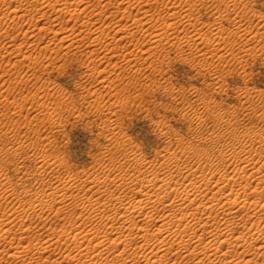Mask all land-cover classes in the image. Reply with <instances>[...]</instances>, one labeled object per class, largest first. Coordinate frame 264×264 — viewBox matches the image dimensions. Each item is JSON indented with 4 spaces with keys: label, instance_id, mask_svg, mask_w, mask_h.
Segmentation results:
<instances>
[{
    "label": "rangeland",
    "instance_id": "374dc122",
    "mask_svg": "<svg viewBox=\"0 0 264 264\" xmlns=\"http://www.w3.org/2000/svg\"><path fill=\"white\" fill-rule=\"evenodd\" d=\"M27 1L31 4H28ZM27 1L11 0L10 11H13L14 8H23V13H26L28 10L25 9H29L30 11L26 13L28 14L34 7H39L37 2ZM134 1H132L133 5L137 4V1ZM170 1H175L176 5L181 4L178 0ZM191 1L197 4L196 8L200 7L195 9L193 11L194 15L193 13L190 15L192 18H189L193 19L191 22L198 23L201 27L199 30L195 32L191 28L192 26H189L190 21H180V24L177 23V29L174 27V31H170L172 33L170 38L174 37L175 39L171 38L172 42H166V38L164 39L165 42L163 40V43L159 46H154L151 43L152 40L149 39L150 36H143L140 30L134 38L133 44L135 45L130 47V49H134V53L128 56H124L127 50L126 47L122 46L125 44L126 39L120 40L122 45H118L120 43L118 37L121 35L115 31L121 26L134 25L132 21L142 16L138 7L140 4L131 6L130 11H128L131 14L127 12L130 17L121 13L127 6L124 0H118L113 7L111 6L114 11L117 9L116 11L119 12H113L112 8H106L103 4L98 5V2L95 1L94 3L91 0L89 3H82L84 5L88 4L87 7L90 6L91 10L87 8L86 11L90 10L94 13L91 21L83 19V15L81 20L78 21L69 19V21L66 19L68 22L66 20L60 22L50 21L53 16L46 17L49 16L48 13L44 17L38 15L33 24H30L27 16L21 19L10 17L8 25L7 23L3 24L4 28L0 24V35L3 34V37L0 36V120H2L0 121V157L3 158V160L0 158L2 160H0V163L2 162L0 165V171L2 170L0 181L9 180L10 185L12 184L10 186V204L4 203L1 206L0 223L3 224L5 220L4 225L8 223L10 228L13 227L10 229V233L7 234V238L11 240V244L19 246V250L23 249L21 246H24V239L27 236V238L31 237L34 240L44 238L49 232L60 233L63 228L73 226L74 223L75 226L81 227L85 232L91 231V233H94L97 231L100 234L103 233L105 223L99 220L98 216L93 217L94 219L89 218V214L81 207V203L76 206L74 215L76 217L72 216L69 211L71 207L66 206L63 207L60 214L48 209L47 206L44 207L45 209L35 211L31 207L29 209L30 202L36 199L34 194L44 189L42 182L50 181V179L52 181L67 178L83 179L90 174L101 176L110 173L114 175L118 174L119 171L123 173L128 168L129 171H136L138 167L133 162L124 166L123 161L120 162L123 151L136 152L148 161H157V159L164 158L170 152H179L180 155L182 153V157L184 156L181 160L184 169L185 167L195 168L201 165L206 171L208 170L209 174L210 172L216 173L218 178L230 173L235 163L230 164L229 161H226V165H218L220 158L216 151L217 148L221 146L225 148V151L230 152L232 140L236 142L237 146H241L249 143L255 132L264 135V0ZM91 4L96 5L92 7ZM148 4L147 7L152 8L151 12L155 13L156 17L159 14L158 12L164 16L167 14L169 16V13L173 12L174 9L175 11L178 9L164 7L162 0H150ZM95 7H98L97 10H94ZM99 9L104 11L100 17L97 16L99 15ZM178 10L176 12H180V9ZM109 12H113L114 15ZM181 12L183 11L181 10ZM118 13L119 15H117ZM133 13L136 17L133 16ZM120 16L123 20L121 22ZM173 19L177 20V17ZM73 22L78 23V25ZM122 22L123 24H119ZM52 23L59 24L53 25ZM71 23L74 25L72 26ZM157 23L160 24L159 26L165 27L161 21H157ZM47 24L51 27L53 25V28L62 26L69 30L73 27L78 31L83 26L84 28L89 26L93 28L102 25V27L108 29V32L111 31L110 36L105 37V42L109 43L110 41L111 47L115 45L120 49L118 48L115 53L111 52L110 55H112L110 56L108 55L109 52L106 53V50L98 47L95 53L90 55L86 51L87 48H84L89 42L88 39H85L82 42L84 44L83 49L74 53L66 63H64L61 56L64 49H61L60 54L53 55H50L52 53L49 50L44 51L46 54L43 52L40 58L39 56L34 57V59L38 58L36 62L29 63L28 60L23 59V56L25 54L27 56L33 51L37 52V50L41 52V46L52 36V32L45 34L42 40L44 44H38L34 41V37H36V34L38 36L40 31L38 30L39 27L48 26ZM239 26L242 29L245 26L248 30H240L237 28ZM7 27L10 33L7 30L5 32ZM182 27L188 28L182 30ZM27 28L32 30L28 29L32 34L30 32H26L27 35L25 34ZM211 30L215 31L212 33ZM181 31H185V33ZM197 31L201 32L202 35L198 34ZM228 31L230 32L226 33ZM111 33L112 36L116 35L115 38L117 37L116 40L118 41L112 40ZM219 34L225 35L219 36ZM6 35H8V38ZM184 35L189 37L191 35L190 39L186 36L189 41ZM206 35L209 37L207 40H205ZM91 36L95 35L91 34ZM176 36L181 37V39ZM142 38H144L143 41ZM170 38L167 41H171ZM220 38L224 39L220 41ZM27 39L28 41H26ZM8 42H10V50L5 49V46L9 44ZM54 42L51 47L53 45V47L55 45L59 47L65 44L58 39ZM19 43L24 44L21 46L22 50L20 52L17 49ZM99 48L102 52H105L102 53ZM55 55L56 59L54 60ZM51 57L53 58L52 61L50 60ZM255 146L262 150V152L253 151L254 156H262V158L257 159L262 163L264 162V140L257 139ZM203 147L209 150L208 154L197 155L196 151L201 150ZM248 150L250 151V149ZM8 154L15 155L11 157ZM207 161H214L215 163L212 164L215 168L211 166L208 169L206 167ZM119 163L123 167H120ZM125 166L128 168H125ZM29 168L30 170H28ZM128 170L126 172H129ZM31 171L34 172L31 174ZM3 173H6L5 175L9 179ZM36 175L38 177H35ZM1 176L5 177L2 178ZM24 186L30 188V193H25ZM106 186L111 187L112 181ZM12 189L14 192L11 191ZM70 189L78 190L70 187L68 191L70 194L72 193ZM0 191L3 194L4 188H1ZM7 205L10 208V216L5 215V211L9 209ZM20 205L22 206L20 207ZM15 206H18L20 210L15 209ZM41 211L44 212V216L41 220H38L40 219L38 214ZM9 218L10 220H8ZM13 219L16 221L13 222ZM22 221L25 222L24 226L32 223L30 228L28 227L29 233L27 234L20 233L23 227ZM81 228L80 230H82ZM261 228V232L264 234V227L261 226ZM151 229L153 230L154 227H151ZM7 238H4L5 241L2 237L0 238L1 250L8 247ZM71 242L63 243L62 246L60 244L55 250L57 252L52 254V259L57 254L60 256L64 252L66 244L68 249L74 247ZM132 242L131 239L130 243ZM130 243L127 245H130ZM127 245L124 244L120 247ZM251 252L257 253L259 249L253 247ZM44 254L42 255L45 256ZM38 256V254L30 252L25 255L26 261H24L29 262L32 258V261L44 260V258ZM139 258L136 257L138 260ZM18 259L13 260L10 257L11 261H9L6 258L7 262L4 261L3 264H22L23 261L20 260L22 258ZM84 259L86 257L82 260ZM173 261L174 259L171 260V263ZM174 263L184 264L178 259L172 264Z\"/></svg>",
    "mask_w": 264,
    "mask_h": 264
},
{
    "label": "bare ground",
    "instance_id": "6f19581e",
    "mask_svg": "<svg viewBox=\"0 0 264 264\" xmlns=\"http://www.w3.org/2000/svg\"><path fill=\"white\" fill-rule=\"evenodd\" d=\"M10 1L11 0H0V24H2V28H4L3 24L5 25L7 23L8 25V21H10V17H13V19L15 18L21 19L24 17L26 18L27 16V20L30 21V24L31 23L33 24L36 21L35 19L37 18L38 15L39 17H44L48 13L49 16L47 15L46 17H52V16L54 17V18L52 17V20L49 19L50 21H59V22L64 21L66 19L78 21L81 20L82 15L84 16L83 19H88L90 21L92 20V15L94 17V13L90 11L91 10V8H89L90 6L87 7L88 4L87 5L82 4L85 2L89 3L91 0H33L34 2L38 3L37 6L39 7L33 6L34 9H31V12L28 14L26 13L30 11L29 9H25L28 10L26 13L25 12L23 13L22 11L23 8H17V9L14 8L12 9L13 11H10ZM92 1H94V3L95 1L96 3L98 2V5L103 4L106 8L109 7L112 8L113 5H115L118 0H92ZM124 1L125 3H127L126 4L127 6H125L122 12L120 11L122 14L128 15L130 13L128 11H130L131 6H135L137 4H140V6L138 7L140 8L142 14V16L135 18V20L133 19L134 21L132 22L134 24L133 25L134 27L131 26V24L126 27L120 25L121 27L118 26L119 28L117 31H115L116 29L114 30L116 33L119 32V34L121 35L118 37L119 42L120 40L122 41L123 39H126V42L124 41L125 43L124 45H122V42L118 43V45L121 44L123 47H126L127 53L124 56L126 55L128 56L134 53V49H130V47H133L135 45L133 44L134 38L137 36V33L140 30H141L140 33H142L143 36L144 35L150 36L149 39L152 40L151 43L154 44V46H159L160 44L163 43V40L166 38H167L166 42H172V39L174 37L173 38L171 37L172 39L170 38V36H172V33L170 31L173 30L174 27L176 28L178 26L177 24L178 22L179 24L185 21L191 22L193 19H189L192 18L190 17V15L193 13L195 9L200 8L199 6H198L199 8H196L197 4L193 3L191 0H178L181 3L179 5H176L175 1L171 2L170 0L168 1L162 0L164 7L178 8L180 9V12H176L179 11L178 9H176V11L175 9L174 11L171 9L173 12L171 11H170L171 13L168 12L169 16H167L168 15L167 13H166L167 15L164 16L160 12H158L159 14L157 13L158 16L156 17L155 13L151 12L152 8L147 7L149 6L148 3L150 0H135L137 1V4L135 5H133L132 2L133 0H127V1L124 0ZM156 1H160V0H156ZM27 3L31 4L28 1ZM91 5H93L92 7H94V5L96 4H91ZM103 5L101 6L104 7ZM87 8L90 9L88 10L89 12L86 11ZM96 8L98 7H95L94 10H97ZM116 10L117 9H115V11ZM181 10L183 12H181ZM98 11H99V15L97 16L98 17L102 16L101 14L104 11L100 9ZM115 11L113 10V12ZM109 13L112 15L111 12ZM117 15H119V13ZM133 16L136 17L134 13ZM128 17H130V15H128ZM174 17H177V20L176 19L172 20V18ZM119 19L120 22L123 21L121 20L122 19L121 16ZM67 20L66 22L69 21ZM157 21L158 22L161 21V23H163L165 27L159 26L160 24H158ZM55 24H59V23H55ZM74 24H72V26ZM76 24L78 25V23ZM119 24H123V22ZM53 25L52 27L49 25L44 27H39L38 30L40 31L38 33V36L36 34V37H34V41H36L38 44H41L43 43L42 41L44 38L43 36L45 34L47 35L50 32H52V36L51 34L49 35V37L51 36L49 38L50 41L48 40L47 42H44L45 44L43 43L44 45L41 46L42 49H40L41 52L37 50V52L35 51L36 52L35 53L33 51L31 54L29 55L27 54V56L26 54L25 55L23 54L24 56H26V57L23 56L24 60H28L29 63L31 62L34 63L38 59V58L34 59V57L39 56L40 58V55L44 51L47 52L49 50L52 53L50 55H53V54H60L61 49H64L61 56L64 59V63H66V61L68 62L71 59L74 53H77L83 49L84 44H82V42L85 39H88L89 42H87V45L84 48H87L86 51L90 55L95 53L98 47L100 48L102 47L103 50H106V53L109 52L108 55H110L111 52L115 53V51L118 50V48L120 49V47L115 45H112L113 47H111L110 46L111 44H109L110 41L109 43L105 42V37L107 38V36L110 34L111 31L108 32V29L104 26L102 27V25L93 28L92 26L89 27L86 26L87 28H84V26L82 28L80 26L81 30L79 31L78 29H75L73 27H71L73 30L72 29L69 30L62 26L53 28L54 27ZM184 25L186 26L185 23ZM189 26H192L191 28H193L195 32L196 30H199V28H201L197 22L196 23L191 22ZM243 27H244L243 29L240 26L237 28L243 31L248 30L247 27L245 26ZM183 28L186 29L188 27L186 28L182 27V30ZM216 28L218 29L217 26ZM28 29L30 28L25 29L26 31L24 30L25 34L26 32L28 33L32 31L31 29L30 31H28ZM6 30L8 33H10L9 32L10 30L8 31V27L5 29V32ZM76 30L78 31V33ZM188 31L186 32V34L188 33ZM214 31H212V33ZM229 32L230 31L226 33ZM182 33H185V31ZM30 34L32 33L30 32ZM91 34H94L95 36H91ZM198 34H201V32H199ZM2 35L0 36L3 37ZM220 35H225V34H219V36ZM7 36L8 35H6V37ZM115 36H116L115 34L114 36H112V40H116L117 37L115 38ZM178 36L176 37L179 38ZM181 37L179 39H181ZM169 38L171 39V41H167ZM207 38L209 39V37H207L206 35L205 40H207ZM56 39H58L61 42H64L65 44L59 47H57L56 45L55 47H53L54 45L51 47V44L55 43L54 41H56ZM143 39L144 38H142L141 40L143 41ZM222 39L224 38H220V41ZM145 40L147 41V39ZM26 41H28V39ZM146 41L144 42L146 43ZM8 43L9 44L5 43L7 44L5 46V49L10 50V42ZM143 43L141 44L143 45ZM29 44L31 45L32 43ZM22 45L24 44L19 43V46H17L19 52L22 50L21 47ZM11 50L13 51V49ZM19 52L17 51V53ZM55 57L56 55L54 56V60L56 59ZM50 60L52 61L53 58L51 57ZM4 114H6V112H4ZM257 139L264 140V135L262 133L255 132L253 139L249 143L242 144L241 146H237L236 142L232 140L233 143L230 152L225 151V148L221 146L219 148L216 147L217 148L216 151L220 158V160L218 161L220 163L219 164L217 163L218 165L224 166L226 165L225 164L226 161H229L230 164L235 163L230 173H226L225 175L220 176L218 178L216 173L210 172L209 174L207 172L208 170L206 171L201 165L195 168L185 167L184 169L181 163V160L184 156L182 157V153L180 155L179 152H170L168 153V155H165L164 158L162 159H157V161L150 159L151 161H148L142 155H139L136 152L128 153L127 151H123L122 152L123 157L122 160H120V162L123 161L122 163L123 166L125 164H130V162H133L138 167L136 171L133 170H132L133 172L129 171L128 170L129 166L127 165L128 167L125 166V168L127 167L128 168L127 170L129 172H126L127 170L126 171L123 170L124 171L123 173L119 171L120 173L118 172V174L116 173L114 175H111L110 173L103 174L101 176L90 174L89 176L86 175L87 177H84L83 179L67 178L65 180L59 179L57 181H52L50 179V181L47 180L46 182H42L44 184V189H42L41 191L39 190L40 191V192L38 191L39 193L34 194V198L36 199L30 202L31 206H29V209L31 207L35 211V210L43 209L45 206H47L49 207L48 209L52 211H56L57 214H60L63 207L66 206L68 208L71 207L72 210L69 209V211L72 213V216H74L76 213L75 212L76 206H79L81 203L82 205L81 207H83L84 211H86L89 214V218L92 219L93 217L95 218L98 216L97 218L98 219L100 218L99 220H102L105 223L103 233L100 234L97 231H95L94 233H91V231L85 232L84 229H82L81 227L78 228L77 225L75 226L74 223L73 226H68L66 228H63L61 230L62 232L59 231L60 233H54L55 231H53V233L49 232V234L46 237L38 238L36 240H34V238L31 239V237L27 238L28 236L26 237L25 235L26 238L24 239V246H21V248L23 249L19 250L18 249L19 246L18 247L17 245L14 246L15 244L14 245L11 244L10 243L11 240L7 238L8 237L7 234L10 233V229L13 227L10 228V224L8 223L4 225L5 220L4 222L2 220L3 224L0 223V238L1 237L2 239L7 238L6 241H8L9 244L8 247L5 245L7 248L3 249L4 251L1 250L2 248L0 249V264H3L4 261L7 262L8 259L9 261H11L10 257L13 260L22 258L20 259L21 261H23L22 264H172L174 261H176V259H178L181 262H184V264H264V234L263 232H261L262 230L261 226L264 227V162L260 163L257 160L259 158H262V156L256 157L254 156L255 153L253 154V151H257V150H258L257 152L259 151L262 152V150H260L258 147L255 146V141ZM248 149H250V151ZM196 152L197 155L200 154L205 155L208 154L209 150L203 147L201 150ZM248 152L251 153L248 154ZM12 155L9 156L12 157ZM212 163L215 162L207 161L206 167H208V169L211 166L215 168V166ZM41 166L43 167V165ZM28 170H30V168ZM32 172L34 171H31V174ZM6 173L3 174L5 175ZM37 175L35 177H38ZM5 176L8 178L7 175ZM28 180L31 179L29 178ZM110 181H112V186L111 187L106 186L107 184H110ZM11 185L9 180L3 182L0 181V190L1 188H4L3 194H1L0 191L1 194L0 210L2 209L1 206L4 203L10 204L9 198L11 194L10 192ZM70 187L77 188L78 190L73 189L74 190L73 191L72 189H70V191L72 190L71 191L72 193L70 194L68 193ZM23 188L22 189L25 190V193L27 194L30 193L31 190L30 188H28V186H24ZM11 191L14 192L13 189ZM19 202L21 203L22 201ZM19 202L17 203V205L19 204ZM4 206L3 209L5 208ZM21 206L22 205H20V207ZM16 208L18 209V206L17 207L15 206V209ZM43 214H44L43 211L39 212L38 216L40 217V219L38 220L42 219V217L44 216ZM5 215L10 216V208L7 211H5ZM8 220H10V218ZM12 221L14 222L16 220L13 219ZM30 224H28V226L27 225L24 226L25 222L22 221L23 227L20 226L22 227L21 228L22 232L20 233L23 234L29 233ZM83 224L85 225V223ZM151 227H154V229L152 230ZM80 228L84 232L80 230ZM131 239L133 240L134 243L133 242L130 243ZM70 241H72L71 243H73L74 247L72 246V248L68 249L66 244V249H64V252L60 256H58L57 254V256L55 258L53 257L52 259V254H55L57 252L55 251L56 248L59 247L60 244L62 246L63 243H69ZM129 243L130 245H127ZM124 244H126L127 246L120 247L121 245ZM253 247L259 249V252L257 253L251 252ZM30 252L34 254H38L39 255L38 257L44 258V260L32 261L33 260L32 258V260H30L29 262H25L26 261L25 255H27ZM44 253H48V254L45 255ZM42 254H44L45 256H43ZM84 257H86V259L82 260ZM136 257H140L139 260L136 259ZM105 258H107V260H105ZM172 259H174V261L171 263Z\"/></svg>",
    "mask_w": 264,
    "mask_h": 264
}]
</instances>
